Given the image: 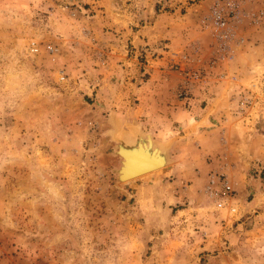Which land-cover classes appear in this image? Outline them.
<instances>
[{"label": "rangeland", "instance_id": "obj_1", "mask_svg": "<svg viewBox=\"0 0 264 264\" xmlns=\"http://www.w3.org/2000/svg\"><path fill=\"white\" fill-rule=\"evenodd\" d=\"M216 1L238 3L239 16L264 9V0H0V264H225V253L236 264L232 251L239 247L254 252L251 263L264 264V229L252 231L248 212L251 204H264V163L249 168L243 161L246 175H217L234 190V200L222 207L205 191L209 177L198 188L179 184L176 193L164 174L169 164L117 180L115 150L128 89L150 80L180 100L184 72L206 76L202 61L209 62L210 51L197 46L202 61L195 63L191 46L200 39L186 33L202 28ZM126 8L144 11L147 32H154L148 28L154 22L160 32L178 31L183 42L172 53L181 57L165 54V41L147 44L146 51L122 44ZM31 43L38 54L30 53ZM46 45L52 53L43 51ZM260 86L257 102H263ZM244 97L246 107L240 112L237 100L234 117L251 111L252 98ZM257 211L264 225V208ZM241 221L237 232H248L243 246L232 236Z\"/></svg>", "mask_w": 264, "mask_h": 264}, {"label": "crops", "instance_id": "obj_2", "mask_svg": "<svg viewBox=\"0 0 264 264\" xmlns=\"http://www.w3.org/2000/svg\"><path fill=\"white\" fill-rule=\"evenodd\" d=\"M141 11L126 8L121 12L125 24H119V28H124L126 31L123 35L127 36L123 38L122 44L124 42L132 44L136 49L144 48L146 51L147 44L154 48L161 45V41H165V47L169 50L164 53L171 54V57L177 59L181 57L172 53L179 48L180 42H183L177 35L178 31L172 30L173 27L170 26L169 29L165 28L160 32L155 29L154 22L148 27L154 32H147V26L140 22L145 16L144 11ZM246 16L244 13L241 14L234 23L236 38L239 39L228 44L227 58L219 59L213 64L209 63L211 57L221 55L216 52L215 42L206 41L199 24H197L199 28L195 26L187 28L188 36L192 34V39H200L194 41L191 46L192 52L195 53L191 54V58L195 63L202 61V56L196 51L197 46L199 50L207 48L211 56L207 59L209 62L202 61V65L206 66L207 84L205 87L195 88L194 99L189 102L187 108L183 106L182 101L179 102L175 91L164 92L159 86L152 87L149 84L150 80L139 84L138 76L136 79L139 83L134 85L131 82V78L134 77L128 78L130 81L127 84H132L128 91L132 95H127L124 102L120 133L126 140L127 137L132 139L131 137L136 138L137 135L150 134L154 142L166 144L169 166L164 174L172 179L176 193L181 191L179 184L198 188L201 181L211 174L231 173L234 177L246 175L248 169H244L243 161L249 162V168L255 162L264 163V24L254 26L248 23V20H246L248 24H245V19L250 18L249 15ZM135 18L137 21H134ZM111 21L114 22L113 19ZM131 22H136L137 28L133 29ZM190 39L185 44L191 45ZM164 58L166 59V56ZM129 60L130 58L125 59L126 62ZM155 77H159L158 80L161 81L160 76ZM257 84L261 85L263 102L254 101L258 95L254 89ZM100 92L101 89L97 91L98 96ZM247 95L252 98L251 106L247 107L251 111L247 114L246 109L245 114L234 117L232 113L234 108H237V100ZM135 126L136 133H131ZM153 181L151 178L142 184H150ZM174 198L176 202H180L178 197ZM263 208L264 204H251L248 208V212L253 215L252 231L264 229V225L258 222L262 213L257 211ZM243 224L244 221L237 223L238 228L234 235L232 234L234 241L242 244L241 246L247 240L245 235L248 233L246 229L237 232L239 229L242 230ZM232 252L238 258L236 264H255L249 261L250 257L254 256L253 251L249 255V251L239 247ZM230 257L231 253H225V264H233Z\"/></svg>", "mask_w": 264, "mask_h": 264}, {"label": "built area", "instance_id": "obj_3", "mask_svg": "<svg viewBox=\"0 0 264 264\" xmlns=\"http://www.w3.org/2000/svg\"><path fill=\"white\" fill-rule=\"evenodd\" d=\"M239 13L238 3L230 1H216L210 9L208 15L204 16L201 20L202 30L208 31L218 45V52L221 53L218 59L227 58L226 54L228 44L238 38H236L234 23L238 20ZM249 16L253 24L259 25L264 20V9H260L251 15L249 14ZM29 51L32 54H38L41 49L36 44L31 43ZM43 51L52 53L53 48L50 45H46L43 47ZM183 78L184 80L181 90L177 95L181 101H188L191 99L196 85L198 87H205L207 84L206 76H203L199 70L187 73L184 72ZM60 79L63 80L64 76H60ZM245 101H247V97H242V99L239 100L238 110L240 112L246 107ZM223 177L224 176L211 174L209 176L208 185L205 188V191L210 194V196L220 198L221 201L217 202L218 207H222L227 201L234 200V190L228 180ZM218 188H220V190ZM219 193L222 194L223 197H219ZM229 210L230 213H236V209L234 207H230Z\"/></svg>", "mask_w": 264, "mask_h": 264}, {"label": "bare ground", "instance_id": "obj_4", "mask_svg": "<svg viewBox=\"0 0 264 264\" xmlns=\"http://www.w3.org/2000/svg\"><path fill=\"white\" fill-rule=\"evenodd\" d=\"M134 133H136V132H134ZM129 136H131V135H129ZM144 137H145V140L144 141L142 139L141 140L139 139L137 141V143L141 147V150H143L144 154L147 155L148 157H151V158L154 157L155 158L156 156H162V153H163V159L164 160L162 159V163L159 166H157L156 168L152 169V170H147V171H144V172H137L136 174L135 173L132 174L130 172L131 167L138 166L139 163L142 161V158L141 157H137V156H136L135 159L128 158V159H126V163H125L124 167L120 170V178H119V180H121V181H127V180L129 181V180H132V179L134 180V179L139 178L141 176H146V175H148L150 173L159 172V171H161L163 169V167L165 165H168V162H167V153H166L165 149L159 148L160 146L157 147L156 143L152 140L150 134H145ZM131 138L132 139H130V140H132L131 142H132L133 146H135L134 145L135 141H133V140H135V136L134 137H131ZM124 139L125 138H122V139L118 140V143H119V141H124ZM127 139H129V138L127 137ZM116 150H117V148H116ZM123 150H124V148L121 145V151H120V153H122ZM116 154L119 155V152H116Z\"/></svg>", "mask_w": 264, "mask_h": 264}, {"label": "water", "instance_id": "obj_5", "mask_svg": "<svg viewBox=\"0 0 264 264\" xmlns=\"http://www.w3.org/2000/svg\"><path fill=\"white\" fill-rule=\"evenodd\" d=\"M139 139L140 140L142 139L144 141L145 140L144 135H137L136 136L135 140H133V141H135V143H134L135 146H133V144L131 142L132 140H130V139H127L125 141H119V143L116 144L117 150L115 151V153L119 152L118 156L121 158L120 159V167H119V170H117V180H119L120 170L124 167V165L126 163V159H128V158L135 159L136 156L142 158V161L139 163L138 166L131 167L130 172L132 174H134V173L136 174L137 172H144L147 170H152L162 163L163 153H162V156H156L155 158L154 157H152V158L148 157L147 155L144 154L143 150H141L140 145L137 143V141ZM121 145L124 148L122 153H120Z\"/></svg>", "mask_w": 264, "mask_h": 264}]
</instances>
